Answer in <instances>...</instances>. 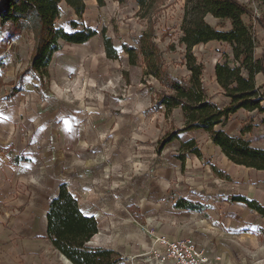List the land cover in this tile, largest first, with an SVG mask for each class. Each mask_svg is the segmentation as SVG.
<instances>
[{
	"label": "rangeland",
	"instance_id": "rangeland-1",
	"mask_svg": "<svg viewBox=\"0 0 264 264\" xmlns=\"http://www.w3.org/2000/svg\"><path fill=\"white\" fill-rule=\"evenodd\" d=\"M237 1L260 14L253 0ZM84 4L79 18L62 2L56 27L71 32L69 22L75 21L97 35L84 44L61 42L41 84L26 75L32 34L8 41L0 30V264H70L51 246L44 225L45 209L60 184L82 209L108 217V234L98 239L120 255L118 264H158L159 237H190L213 264H264V220L228 202L231 194L249 191L264 197L263 174L247 176L242 167L232 172L203 130L180 133L160 149L166 134L184 127L181 110L157 106L167 90L146 75L142 57L131 65L122 50L123 45L137 48L141 35H150L165 71L187 80L180 43L184 0H153L144 7L132 0ZM205 21L218 30L230 28L228 21L211 16ZM243 21L262 53L264 32L253 18ZM102 33L111 39L116 59L106 57ZM192 51L204 68L206 95L217 94L215 66L235 65L230 45L210 42ZM263 124L255 113L232 118L223 127L237 135L249 130L259 144ZM191 139L201 156L186 154L181 162L180 145ZM213 167L232 172L233 179L219 180ZM179 199L204 210L178 209ZM135 212L141 221L134 219Z\"/></svg>",
	"mask_w": 264,
	"mask_h": 264
},
{
	"label": "trees",
	"instance_id": "trees-1",
	"mask_svg": "<svg viewBox=\"0 0 264 264\" xmlns=\"http://www.w3.org/2000/svg\"><path fill=\"white\" fill-rule=\"evenodd\" d=\"M125 4L130 0H112ZM144 7L153 0H132ZM260 8V14L237 0H184L183 18L180 26V43L185 47V67L189 73L187 80L170 76L162 66L156 43L150 35L143 34L138 39L137 48L123 45L131 65L142 57L146 75L156 79L167 92H162L156 104L167 112L179 108L184 127L166 134L159 142L160 149L176 140L183 132L205 131L213 145L217 146L225 158L238 166L264 171V147H252L242 136L249 130L241 129V136L229 135L223 129L230 115L238 110L264 114V85H255V76H264V51L255 57L256 40L243 21L244 16L253 18L264 32V0H253ZM64 2L79 18L85 11L84 0H0V30L7 40H13L25 32L33 36L34 46L26 75L42 83L47 75L51 57L61 49L62 43L84 44L97 35L96 30L80 27L70 21L71 32L56 27L60 18V4ZM99 6L104 0H96ZM207 16L228 21L230 28L218 30L205 21ZM223 27V26H221ZM80 28V29H79ZM222 42L230 45L232 59L217 64L214 68L215 81L230 100L223 108H218L207 97L203 87V65L198 63L192 49L200 44ZM102 44L108 59H116L112 41L102 33ZM179 160L184 162L186 154L200 157L201 153L193 139L180 145ZM213 172L220 178H228L224 173ZM230 203H238L254 211L264 220V207L253 199L240 195L228 198ZM175 207L194 212L203 211V206L185 199L177 200ZM136 211V210H135ZM137 212V211H136ZM134 213V219L141 217ZM97 234V222L92 216L84 215L77 200L68 192L66 184H60L58 192L48 203L46 213V238L51 246L70 264H118L120 255L111 249L91 248L87 244Z\"/></svg>",
	"mask_w": 264,
	"mask_h": 264
},
{
	"label": "crops",
	"instance_id": "crops-1",
	"mask_svg": "<svg viewBox=\"0 0 264 264\" xmlns=\"http://www.w3.org/2000/svg\"><path fill=\"white\" fill-rule=\"evenodd\" d=\"M209 43H210V42H209ZM195 47H196V46H195ZM257 52H258V51H257V49H256L255 57H256V58H259L261 53H257ZM255 85H256L257 87H261V86L264 85V76H263L262 74H257V75L255 76ZM218 89H219V91H218L217 94H215V95H211V94L207 93V97H208V99H209L213 104H215L218 108H223V107H225L226 105L229 104L230 100L222 95V92H221V89H220L219 86H218ZM253 114H255V113H253V112H246V111H244V110H238L237 112H235L234 114H232V115L229 116L227 122L230 121L232 118H237L239 115L244 116V117H247V116H251V115H253ZM258 119L264 123V114H259V115H258ZM236 124H238V125H236V126L240 127V123H239V122L236 121ZM236 126H234V127L236 128ZM261 128H262V130H263V132H264V124L261 125ZM223 129L225 130L224 127H223ZM225 132L228 133L229 135H233V136H241L240 134L237 135V134H235V133H230V132H228V131H226V130H225ZM251 133H252V132L249 131V132L245 133L242 137H243L245 140L249 141L252 147L259 148V149L263 148V147H264V140H263V142H261V143H259V144L255 143V141L252 139V137H251V135H250ZM263 134H264V133H263ZM213 146L216 147V148L220 151V149H219L217 146H215V145H213ZM220 152H221V151H220ZM221 154H222V153H221ZM222 155H223V154H222ZM223 156H224V155H223ZM224 157H225V156H224ZM225 159H226V158H225ZM226 160H227V159H226ZM227 161H228V160H227ZM228 162H229V161H228ZM229 163H231V162H229ZM231 164H232V167H231V171H232V172L237 171L236 169H233V167H236V168L242 167V168H244V170H245V175H247V176H248V174L250 175L251 172L254 173V174H256V172H260V173H259V176H260V174H263V175H261V176H264V171H257V170L251 169V168H245V167H243V166H238V165H235V164H233V163H231ZM216 170H217V169H216ZM217 171H221L222 173H226L225 175H226L228 178L231 177V178L233 179V175L231 174L232 172L230 173V172H228V171L225 172V171H222V170H217ZM255 171H256V172H255ZM251 176H252V175H251ZM253 177H254V176H253ZM218 178H219V180H221V181H223L224 179H226V178H220V177H218ZM233 182H234V181H233ZM255 193H256V194H255ZM70 194H71V193H70ZM71 195H72V194H71ZM232 195H240V196H243V197H245V198H247V199H253V200H256L257 202H259V203L264 207V197L261 196V195H258V193H257L256 191H255V192H253V191H249L248 193H241V194H240V193H237V194H231L230 196H232ZM72 196H73V195H72ZM73 197H74V196H73ZM74 198H75V197H74ZM75 199H76V198H75ZM76 200H77V199H76ZM78 205H79V203H78ZM79 208H80L81 212H82L84 215L94 217V219H95L96 222H97V234H95V235L91 238V240L88 242L87 245H88L89 247H91V248H105V249H109L110 246H106V245H104V244L101 243V242L99 241V239H98L99 234H108V230H106V228L104 227V226H105V220H108V217H106L105 214H104V213H101V212H99V213H93V212H91V211H89V210L82 209L80 205H79ZM45 210H46V212H45V221H44L45 223H44V225H45V228H46V213H47V211H48V206H47V208H46ZM168 240H169V239H168ZM170 240H173V239H170ZM176 240H177V239H176ZM110 249L115 251L114 248H110ZM63 258H64V257H63Z\"/></svg>",
	"mask_w": 264,
	"mask_h": 264
},
{
	"label": "built area",
	"instance_id": "built-area-1",
	"mask_svg": "<svg viewBox=\"0 0 264 264\" xmlns=\"http://www.w3.org/2000/svg\"><path fill=\"white\" fill-rule=\"evenodd\" d=\"M156 241L163 247L162 255L155 257L158 264H213L211 257L190 237L177 240L159 237Z\"/></svg>",
	"mask_w": 264,
	"mask_h": 264
},
{
	"label": "bare ground",
	"instance_id": "bare-ground-1",
	"mask_svg": "<svg viewBox=\"0 0 264 264\" xmlns=\"http://www.w3.org/2000/svg\"><path fill=\"white\" fill-rule=\"evenodd\" d=\"M66 262H68L65 258H63ZM69 263V262H68Z\"/></svg>",
	"mask_w": 264,
	"mask_h": 264
}]
</instances>
